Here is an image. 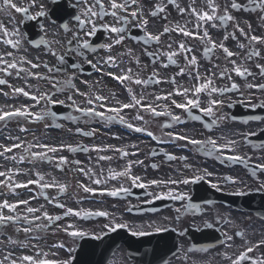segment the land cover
Here are the masks:
<instances>
[{"label": "flooded vegetation", "instance_id": "1", "mask_svg": "<svg viewBox=\"0 0 264 264\" xmlns=\"http://www.w3.org/2000/svg\"><path fill=\"white\" fill-rule=\"evenodd\" d=\"M15 2L20 3L21 0H15ZM45 2L47 3V0ZM154 2H160V0H151V2L150 0H144L146 9H152ZM178 2L181 6H188L192 3V0H178ZM239 2L246 3L247 0H239ZM24 3L26 4L27 0H24ZM202 3L203 0H196L197 6H200ZM218 3L223 5L224 0H218ZM48 7L51 8L52 5L48 3ZM36 10L35 8L32 9L33 12ZM232 14L241 22V26H245V22H249L252 24L255 34H264V20L261 19L264 13L257 10L256 12H233ZM164 15H167V20L161 18ZM161 17L149 18V29L151 31L162 30V26L169 23L175 24L179 22L183 24L189 19L187 16H181L171 5L167 7L166 13L161 14ZM52 19L54 18L45 17L37 21L20 23L22 16L16 14L17 25L20 31L26 33L27 36L22 50L17 52L16 55H25L34 62L41 63V67L33 71L48 74L43 64L47 63L49 66H54L58 65V61L48 53L47 45L37 47L35 44L29 42L41 38L46 39L56 51L66 53V60L69 65L71 63H80L82 65L84 71L78 73L77 79L74 81L76 87L84 92L92 91L93 93L109 97L108 105L115 104L117 100L122 103L130 102V94L127 92V87H131L138 97L143 94L147 98L146 103L154 100V95L150 94H164L175 87V85L170 83H161L147 87L128 84L127 82L125 85H122L112 77L106 75L107 72L120 74L121 69L132 68L134 73L138 72L142 78H147L155 68L156 71L160 72L162 79L168 80L179 71L174 65L163 69L160 67L159 62L153 66L152 59L144 54L145 47H148L149 51H167V44L169 42L185 39L193 47L194 53L198 57L202 74L206 72L211 73L212 71L218 72L219 69L213 67L216 64H219L221 69L225 66L224 54L221 51L218 50L213 59L209 61L203 57V45L198 40H187L181 35L173 33L170 36H163L161 38V45L145 46L142 42L127 39L122 45H116L111 53L99 47H97L95 52L83 50L84 55L94 63L97 61L102 62V58H106L109 54L117 58L119 68H109L107 65H104V72L97 73L78 53L75 51L71 53L66 52L67 39L70 37V33H65L61 24L71 21L69 27L75 30L77 22L70 17H65L64 20H56V23L53 24ZM106 19L111 21V17ZM0 21H3L5 24L10 19L7 15L0 14ZM40 23L44 24V30H41L39 27ZM12 27H9V29ZM191 27L192 24H189V28ZM245 30L247 31L246 27ZM231 31H233V28L230 25L227 32ZM132 33L134 35H143L136 28L132 29ZM209 33L213 40L223 42L230 50L237 52L240 57L239 63H245L244 57L247 50L239 49L237 45L238 43H246V41L243 37L239 36V33H237V40L229 37L227 41L223 40V36L226 34L224 28L219 26L215 29L209 28ZM108 37L109 34L107 33H98L96 37L89 39L94 44L99 45L110 42ZM55 41H61V43L56 44ZM6 47L0 44V51H3ZM74 47L75 44H73ZM175 47L176 44H173V48ZM128 49H132L131 55L127 54ZM37 57H39V61L36 60ZM137 58L140 60L139 65L135 63ZM178 60L183 65V58L179 57ZM257 62L264 63V60L254 58L252 61H247V66L256 74L254 77H249L247 81L233 74V79L241 85L242 89L245 83H264V77L259 75L258 69L255 67ZM66 66L61 65L60 67ZM71 72L72 70L69 68L68 74H71ZM54 75L55 79L61 81L67 78L64 74ZM8 79L16 87L25 86L23 79L15 77ZM82 81H88V84L85 85ZM177 81L178 84L185 86L190 84L187 75L178 76ZM27 83L33 85V89L31 90L33 92H35L36 87H39L41 91H54L53 85L48 81L29 79ZM216 84L217 86H225L230 84V82L226 79H217ZM0 89H2L0 91V109L9 110L12 107H20L21 105H34L33 111H41L44 108L43 102L36 105L28 97L12 95L11 90L7 86H0ZM3 92H9L10 94L5 96ZM248 93L253 96L252 103H258L260 99H264V94L257 89L248 90ZM72 94L70 91L57 93L56 98L65 100L66 104L64 106H51L52 110L57 113V117L54 120L47 118L43 122L32 123L13 118L6 122H0V144L2 145L9 146L17 143L18 141L9 139V137L18 136L25 142L45 143L61 148L56 153H49L53 157L52 162L32 161L30 163L26 159L22 163H16L10 159L6 160L4 157H0V170L19 168L22 172H27V175L22 174L15 177V179L20 181L35 179V172L39 171L45 176L46 181L55 179L59 183L69 185L68 192L59 193L56 188H48L44 189L42 194L38 186L30 185L28 189H17L14 194L0 190L3 191L0 199L6 198L10 201L29 199L31 206L39 207L40 205H44L51 215H62L64 209L55 207L54 203H49L45 199V195L49 199L55 198L58 202L64 203L67 207H71L74 210L90 209L93 211H107L110 214L109 217H93L88 220H82L78 217L70 216L65 217L63 221L57 222L63 225L75 223L80 229L91 233L93 237L96 235L101 236L99 240L86 237L76 242L79 255L90 254L89 256L95 259L93 264H225L219 255L225 250V246L221 243L224 239V232L233 235L234 248L242 243L241 238L235 235L237 231H244L248 239L258 240L264 238V193H256L254 191L261 182H264V175H261L259 172H257V176L251 175L252 168L257 163H261L260 157L264 156V149L259 147L261 144H264V133L260 132L261 129H264V122L248 120L251 116H264V109H253L241 104H236L235 107L230 108L227 106L228 102L239 99L241 94H227L225 106L222 112L217 113V115L235 116L238 119L233 120L229 118L219 121L211 130L204 127V122L192 121L190 119L186 123L175 125L173 129H162L161 125L168 119L166 117L152 118L147 113H141L145 116L146 120H149V124L144 125L143 122L134 119L137 109H124L121 113L129 122L138 126L148 127L156 136H160L162 132L175 131L186 133L188 136L200 140L211 137L217 139L219 143H223L224 138L235 139L238 141L236 154L252 157L250 166L246 168L242 164L217 159L215 155L207 156L198 151L196 147L187 144L186 141L168 140L165 137V142H160L149 137L146 133H137L126 128L118 121L108 123L99 117H84L81 113L67 106V96ZM113 94L115 96L114 99L112 98ZM74 98L81 106H85L83 97L75 95ZM160 103L164 102L161 101ZM98 110L106 111V109ZM176 112L180 113V110H176ZM69 115L77 116L79 119L76 121L65 119ZM211 120V117L205 118V122H211ZM245 120H248V122L244 123ZM56 124H60L61 127H56ZM21 128H28L30 130L22 132ZM77 129H82L83 131L95 130V135L84 136ZM250 131L258 132L260 135L251 136L246 142L241 133ZM66 145H84L89 148L93 146L109 148L110 146V149L100 153L95 151L70 152L66 147H62ZM133 145L135 147H132ZM253 145L256 147H253ZM120 148L129 152V155L123 157L119 152L111 150ZM33 150L39 151L40 149ZM22 153L23 149H14L12 153H8L7 155L10 157L14 154L20 155ZM132 153L135 154L133 155ZM165 153L175 155L177 159L168 160ZM100 155H107L112 157V159L98 160V156ZM61 156L66 157L69 162L63 167V170L57 167L59 157ZM180 157H187V160L180 159ZM76 160L81 162L80 165L72 163ZM129 161L143 162L142 164L133 163L132 172L134 175L141 176L145 182L153 179L179 180L181 178H190L194 174H203L205 169L212 173V175L206 176L204 180L196 184H169L160 187L151 186L147 189L131 187L129 195L111 197L106 193L101 194L102 190L119 188L121 186L130 187L129 182L123 178L118 180L109 179L107 184L94 185L87 176L75 170L77 167L92 169L100 178H104L108 176L109 169L114 172L122 171ZM154 164L158 167H152ZM186 165H191V167H186ZM101 170H103L102 173ZM229 176L237 182L232 183L227 181L226 177ZM0 179L3 178L0 177ZM79 184L93 187L97 191L95 194L85 193L82 188L78 187ZM212 184H217L219 190L213 188ZM169 189L175 193H187L192 198L191 203L199 205V208L184 212L183 205L189 203L187 200H158L153 195H149V193L159 194L162 191L166 192ZM241 190L248 191L249 194L245 196L235 194ZM33 196L36 198L32 199ZM23 207V205L20 206L19 210L21 212L23 211ZM178 208L181 209V213H177L176 209ZM178 215L180 217L179 220L176 219ZM110 220L127 224L128 228L118 229L114 233L108 232L104 228V225L108 224ZM227 221H231V223H227ZM205 223H211L213 227H205ZM149 225L152 227H149ZM20 226L23 227L24 225ZM158 226L175 230L156 233L155 228ZM53 228H55V225H53ZM53 228H50L47 233L43 234V239L31 240L30 243L39 244L44 251L50 254L54 253L55 255L49 256L50 259L67 258L68 253L66 250L54 249L51 248V245L60 240H64L71 245L72 239L63 232H56L54 234ZM140 229L152 234L143 237L131 235L132 231ZM181 232H183V235H181ZM9 236L20 240L26 238L24 233H17L15 231V226H9L5 230L4 235H0V240L3 241V243H0V259H3L4 255L9 251H12L15 257L33 254L34 250L30 247L24 248L11 244L8 240ZM90 248L92 249L90 253L85 251ZM202 249H207V251ZM261 254H264V248L258 249L253 255L259 256Z\"/></svg>", "mask_w": 264, "mask_h": 264}, {"label": "snow or ice", "instance_id": "2", "mask_svg": "<svg viewBox=\"0 0 264 264\" xmlns=\"http://www.w3.org/2000/svg\"><path fill=\"white\" fill-rule=\"evenodd\" d=\"M48 3L52 5L51 8L48 7ZM169 5L173 6L181 16H187L189 19L183 24L179 22L175 24L169 23L163 25L162 30L151 31L149 29V18L161 17V14L167 12V7ZM33 8L37 10L33 12ZM257 10L264 13V0H247L246 3H241L239 0H224L223 5L218 3V0H203L200 6L196 5V0H192V3L188 6H181L178 0H160V2H154L150 10L146 9L144 0H47V3L45 0H39V2L38 0H27L26 4L24 0H21L20 3L15 2V0H0V14L7 15L10 22L13 24V27L9 29V27L5 26L3 21H0V44L7 46L3 51H0V86H7L11 90L12 95L28 97L30 100L34 101L36 105L41 102L44 103V108L41 111H33L34 105H21L20 107H12L9 110L0 109V122H6L13 118L32 123L43 122L47 118L54 120L57 117V113L52 110L51 106H64L66 104L65 100L56 98L57 93L70 91L73 94L67 96V106L81 113L84 117H99L101 120L108 123L118 121L126 128L137 133H146L149 137L160 142H165V137H167L168 140L186 141L187 144L196 147L198 151L207 156L215 155L217 159L242 164L247 168L250 166L252 157L236 154V145L238 141L235 139L224 138V142L219 143L217 139L211 137L200 140L192 138L186 133H178L175 131L162 132L160 136H156L148 127L138 126L129 122L121 113L124 109H137L134 119L143 122L144 125H148L149 120H146L145 116L141 113H147L152 118L166 117L168 119L161 125L162 129H173L175 125L186 123L187 120L190 119L192 121L204 122V127L211 130L219 121L229 118L233 120L238 119L235 116L217 115V113L222 112L225 106L227 94H241L239 99L228 102L227 106L230 108L235 107L236 104H241L253 109H264V99H260L258 103H252L253 96L248 93V90L257 89L264 94V83H245L242 89L241 85L236 83L233 79V74L245 81H247L249 77H254L256 74L247 66V61H252L254 58L264 60V54H262L264 53V34H255L252 24L249 22H245V26H241V22L232 14L233 12L238 13L241 11L256 12ZM16 14L22 16L20 23L37 21L45 17L54 18L52 19L53 24L56 23V20H64L65 17L74 19L77 22L75 30L69 27L71 21L61 24L64 32L70 33V37L67 39L66 52L71 53L75 51L78 53V55L82 56L84 61L97 73L104 72V65H107L109 68H119L117 58L109 54L106 58H102V62L97 61L94 63L84 55L83 50L95 52L97 47H99L111 53L116 45H122L127 39L142 42L145 46L161 45V38L165 35L170 36L173 33L179 34L187 40H198L203 45V57L209 61L213 59L218 50L221 51L224 54L223 59L225 66L221 69L220 65L216 64L213 67L219 69L218 72L212 71L211 73L206 72L202 74L198 57L194 53L193 47L190 46L185 39L169 42L167 44V51H149L148 47H145L144 54L152 59L153 66L159 62L160 67L163 69H167L169 66L174 65L179 71L168 80L162 79L160 72L156 71L155 68L147 78H142L138 72L134 73L132 68L121 69L120 74L107 72L106 75L112 77L122 85H125L127 82L128 84L147 87L161 83H170L175 85V87L164 94H150L154 95V100L150 103L145 102L147 98L143 94L138 97L131 87H127V92L130 94V102L122 103L117 100L115 104L108 105L107 102L110 99L109 97L93 93L92 91L84 92L76 87L74 81L77 79L78 73L84 71L82 65L80 63H71L69 65L66 60V53L56 51L52 44L46 39L41 38L29 42L35 44L37 47L40 45H47L48 53L58 61V65L54 66H49L47 63L43 64L48 74L33 71L34 69H39L41 63L34 62L25 55L17 56L16 53L22 50L27 36L26 33L20 31L16 22ZM108 17H111V21L106 19ZM161 18L167 20V15ZM261 19L264 20V16H261ZM189 24H192L191 28H189ZM230 25L233 31L227 32ZM218 26L225 29L226 34L223 36L224 41H227L229 37L233 40H237V33H239L240 37L244 38L246 43H238L237 46L239 49L247 50L244 57L245 63H239V54L230 50L225 43L213 40L209 33V28L215 29ZM39 27L41 30H44L43 23H40ZM133 28L139 29L143 35H134L132 33ZM81 33H83V35H81ZM98 33L109 34L108 38L110 42L101 43L99 45L94 44L89 38L96 37ZM55 43L60 44L61 41H55ZM73 44H75L74 48ZM173 44H176L175 48H173ZM127 54L131 55L132 49H128ZM179 57L183 58V65L179 63ZM217 59H219V57H217ZM36 60L39 61V57H37ZM135 63L139 65L140 60L137 58ZM61 65L67 66L60 67ZM255 67L258 69L259 75L264 77V63L257 62ZM69 68L72 70L71 74H68ZM54 74H64L67 78L62 81L57 80ZM185 75L189 77L190 84L187 86L178 84L177 77ZM10 77L23 79L25 81V86L16 87L12 85L8 79ZM29 79L48 81L53 85L54 91H41L39 87H36L35 92H33L31 91L33 85L27 83ZM217 79H226L230 84L217 86ZM82 83L87 85L88 81H82ZM0 91H2V89H0ZM9 94V92H3L5 96ZM75 95L84 98L83 103L85 106H81V104L77 103V100L74 98ZM112 98H115L114 94ZM161 101L164 103H160ZM98 109H106V111ZM176 110H180V113H177ZM206 117H211V122H205ZM65 119L76 121L79 117L69 115L66 116ZM248 120L264 122V116H251ZM248 120H245L244 123H247ZM55 126L61 127L60 124H56ZM29 130L28 128H21L22 132H27ZM77 131L81 132L84 136L95 135V130L83 131L82 129H77ZM260 132L264 133V129H261ZM259 135L260 133L254 131L241 133V136L246 142L249 140V137ZM9 139L18 142L9 146L0 144V157H4L6 160L10 159L16 163H22L26 159L30 163L32 161L52 162L53 157L50 156L49 153H56L61 150V148L50 146L45 143L25 142L18 136L9 137ZM62 147H66L70 152L95 151L100 153L110 149V146L109 148L98 146L89 148L84 145H66ZM132 147H135V145ZM253 147L256 146L253 145ZM259 147L264 149V144H261ZM14 149H23V153L20 155L14 154L9 157L7 154L12 153ZM33 149L40 150L34 151ZM111 150L119 152L123 157L129 155V152L125 151L123 148ZM132 154L134 155L135 153ZM165 156L168 160L177 159L175 155L170 153H165ZM111 159L112 157L107 155L98 156V160ZM180 159L187 160V157H180ZM260 160L262 162L257 163L255 167L252 168V176H257V172L264 175V156L260 157ZM68 163L67 158L61 156L59 157L57 167L63 170V167ZM72 163L80 165L81 162L76 160ZM133 163L142 164L143 162L129 161L127 166L122 171L118 172L109 169L108 176L104 178H100L92 169L77 167L75 170L87 176L94 185L107 184L109 179L118 180L123 178L129 182L130 187L121 186L119 188L102 190L101 194L106 193L111 197H119L121 195L127 196L131 192V187L147 189L151 186L160 187L169 184H196L204 180L206 176L212 175V173L205 169L203 174H194L190 178H181L179 180L153 179L145 182L141 176L133 174ZM152 167L155 168L158 166L154 164ZM186 167H191V165H186ZM102 172L103 170H101V173ZM22 174L27 175L28 173L22 172L19 168L0 170V177L3 178L0 179V190L14 194L17 189H28L30 185H36L39 187L42 194L43 190L48 188H56L59 193H67L70 187L67 184L59 183L55 179L46 181L45 176L39 171L35 172V179H28L26 181L15 179V177ZM226 180L232 183L237 182L231 176L226 177ZM211 186L219 190L217 184H212ZM78 187L82 188L85 193L95 194L97 191V189L84 184H79ZM3 191H0V195H3ZM254 191L256 193H264V182H261ZM235 194L245 196L248 195L249 192L241 190ZM149 195H153L154 198L158 200H187L189 203L183 205L184 212L199 208V205L191 203L192 198L187 193H175L173 190L169 189L166 192L162 191L159 194L149 193ZM35 198L34 196L32 197V199ZM45 199L48 200L49 203H54L55 207L64 209L63 214L51 215L45 209L44 205H40L39 207L31 206V201L29 199H18L14 201H10L6 198L0 199V235H4L5 230L9 226H15V231L17 233H24L26 238L20 240L9 236V242L13 245H19L24 248L30 247L34 250L33 254H25L18 257H15L14 253L9 251L4 255L3 259H0V264H78L75 255L77 252L76 242L86 237H91L96 240L101 239V236L96 235L93 237L91 233L80 229L75 223L63 225L57 222L63 221L65 217L70 216L78 217L82 220H88L93 217H109L110 214L107 211H93L90 209L74 210L71 207H67L64 203L58 202L55 198L49 199V197L45 195ZM21 205L24 206L22 212L19 210ZM176 211L177 213H181V209L179 208L176 209ZM179 218L178 215L176 219L179 220ZM227 223H231V221H227ZM20 225L24 226L21 227ZM53 225H55V228H53ZM149 227L152 226L149 225ZM205 227L211 228L213 225L211 223H205ZM50 228H53L54 234L56 232H63L72 239L71 245L64 240L57 241L51 245V248L66 250L68 253L67 258L50 259L49 256L55 255L54 253L50 254L44 251L39 244L30 243L31 240L43 239V234L47 233ZM104 228L107 229L108 232L114 233L118 229L128 228V225L110 220L108 224L104 225ZM174 230L175 229L159 226L155 228L156 233ZM151 234L152 233L143 229L131 232L132 236L141 237ZM181 235H183V232H181ZM235 235L241 238L242 243L234 248L233 235L227 232L223 233L224 239L221 243L225 246V250L219 255L225 264H264V254L259 256L253 255L258 249L264 248V238L258 240L248 239L244 231H237ZM0 243H3V241L0 240ZM202 250L207 251V249Z\"/></svg>", "mask_w": 264, "mask_h": 264}, {"label": "rangeland", "instance_id": "3", "mask_svg": "<svg viewBox=\"0 0 264 264\" xmlns=\"http://www.w3.org/2000/svg\"><path fill=\"white\" fill-rule=\"evenodd\" d=\"M5 26H7V27H12L13 24L9 21V22L5 23Z\"/></svg>", "mask_w": 264, "mask_h": 264}]
</instances>
